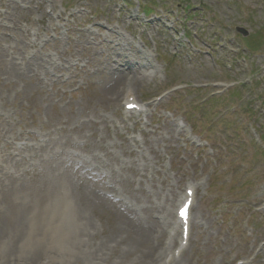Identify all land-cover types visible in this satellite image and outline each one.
I'll list each match as a JSON object with an SVG mask.
<instances>
[{
    "label": "rangeland",
    "instance_id": "374dc122",
    "mask_svg": "<svg viewBox=\"0 0 264 264\" xmlns=\"http://www.w3.org/2000/svg\"><path fill=\"white\" fill-rule=\"evenodd\" d=\"M241 45L249 51L242 53ZM119 53L127 56L120 63ZM147 54L164 77L163 71L148 78L135 73L113 84L116 60L134 67ZM248 54L253 71L240 62ZM11 61L25 73L22 79L7 74ZM218 80L235 86L220 98L209 96L212 87L198 89ZM125 90L147 109L134 126L121 107ZM161 93L168 95L151 99ZM179 121L204 145L191 144ZM259 134L264 138V0H0L1 160L11 154L8 167L26 187L43 183L53 170H69L61 209L71 220L67 228L81 231L65 240L75 243L66 247L68 259L160 263L172 198L189 179L204 176L180 263L222 257L227 264L259 251L247 264H264V212L254 213L264 205ZM125 211L160 227L153 248L131 241L117 219ZM24 231L16 245L31 237Z\"/></svg>",
    "mask_w": 264,
    "mask_h": 264
},
{
    "label": "bare ground",
    "instance_id": "6f19581e",
    "mask_svg": "<svg viewBox=\"0 0 264 264\" xmlns=\"http://www.w3.org/2000/svg\"><path fill=\"white\" fill-rule=\"evenodd\" d=\"M125 56L124 53H119V63L126 60ZM119 63L116 60L111 68L113 70L111 77L113 84L123 75L137 73L129 66L130 63L127 64L125 62L122 65H119ZM7 65V74L10 77L22 79L25 76V73H21L18 66L14 64V61L7 63ZM24 68L26 71H30L31 66H28L25 62ZM115 92L113 91V94ZM1 159L2 156L0 155ZM14 161L11 154H8L7 159L1 160L2 163H0V264L21 263L16 258L18 255V246L16 248V244L20 234L25 229L32 232L31 244L25 249V264H46L44 259L48 261V264H81L83 258L72 256V258L68 259V253L66 254L64 249L68 243L72 244V247L75 246L74 242H70V238L72 239L74 235L79 236L81 231L79 226H75L72 234L67 228V224L71 220L61 209L67 203V197L61 194V189L64 191L66 187L63 184L68 180L69 170L66 167L59 172L53 170V176L47 177L43 183H37L34 187H26L16 177V173L13 172L14 166L12 168L8 167V164ZM17 167L16 165L15 168ZM54 194L56 195L55 198L52 197ZM160 197L159 200L164 199L162 193ZM147 201L148 199L144 200V202ZM83 211L82 208L80 212L82 217L85 216ZM125 212V218H122L119 214L117 219H120L121 224L129 230L131 241L133 243L136 241L144 243L146 246L153 248L158 240L155 232L158 230V233L160 227L158 225L155 226V222L149 219L143 222L134 218L128 211ZM171 221H173L174 225L176 224L173 216ZM60 223H63V225L61 226ZM69 233L72 235L69 238V242L66 243L65 240L68 238ZM50 234L52 235L50 236ZM61 242L62 245H58ZM42 245H45L43 251ZM101 246L102 244L98 246V250H100ZM64 257L66 263H63Z\"/></svg>",
    "mask_w": 264,
    "mask_h": 264
},
{
    "label": "snow or ice",
    "instance_id": "6c2138e0",
    "mask_svg": "<svg viewBox=\"0 0 264 264\" xmlns=\"http://www.w3.org/2000/svg\"><path fill=\"white\" fill-rule=\"evenodd\" d=\"M181 215H184L183 211H181Z\"/></svg>",
    "mask_w": 264,
    "mask_h": 264
}]
</instances>
